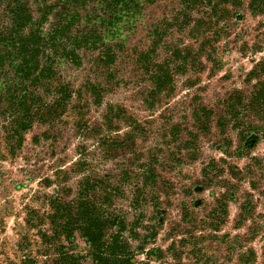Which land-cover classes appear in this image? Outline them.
Wrapping results in <instances>:
<instances>
[{
  "label": "rangeland",
  "instance_id": "374dc122",
  "mask_svg": "<svg viewBox=\"0 0 264 264\" xmlns=\"http://www.w3.org/2000/svg\"><path fill=\"white\" fill-rule=\"evenodd\" d=\"M38 1L51 7L45 28L72 15L71 31H94L114 60L105 63L101 46L77 50L79 64L60 59L56 70L70 99L54 120L34 122L14 153L0 120V264H18L19 246L33 255L41 249L49 196L70 201L84 177L103 175L123 183L114 210L128 222L141 212L136 231L150 234L135 264H264V111L242 117L253 143L241 141L230 123L222 132L216 123L230 92L248 96L264 82V7L252 9L249 0L226 5V15L201 33L190 30L193 20L184 23L179 0L141 2L135 13L101 0ZM191 15L205 17L195 9ZM155 38V50L142 57ZM175 48L186 58L170 64L171 90L150 95L148 65ZM200 105L214 111L207 130L192 114ZM125 168L130 180L122 177ZM146 168L154 169L155 184L136 203ZM139 240L129 238L133 249ZM64 244L91 264L79 233Z\"/></svg>",
  "mask_w": 264,
  "mask_h": 264
},
{
  "label": "trees",
  "instance_id": "16d2710c",
  "mask_svg": "<svg viewBox=\"0 0 264 264\" xmlns=\"http://www.w3.org/2000/svg\"><path fill=\"white\" fill-rule=\"evenodd\" d=\"M150 1L153 0H101L103 6L119 5L131 12H134L141 2ZM179 2L184 23L193 20L190 30H199L201 33L208 29L207 24L226 15L229 11L226 5L241 4V0ZM3 3L0 10V120L5 142L9 151L14 153L22 144L23 133L31 128L34 122L54 120L63 112L70 99L69 85L59 79L56 70L60 59L79 64L77 50L100 46L104 49L101 55L105 56V63L113 62L114 55L110 52L111 45L103 41L101 36H96L94 31H86V28L71 31V21L74 17L72 15L67 19L68 16L64 12L45 28L44 22L51 9L49 5H43L38 0H4ZM31 3L36 5L37 14L33 13ZM249 7L262 10L264 0H249ZM194 9L205 17L192 19L191 12ZM157 44L158 39L155 38L150 51L143 52L141 56L146 58L155 50ZM183 51L181 48H175L170 50L168 58L164 61L150 62L147 67L153 84L150 95L171 90L170 64H183L186 58ZM255 72L254 68L250 75ZM263 84L264 82L255 84L248 96L240 90L228 94L223 100V109L216 121L221 132L226 124L230 123L231 128L237 130L241 141L246 144L255 141L250 135L252 130L240 127L245 123L242 118L245 113L264 111ZM213 112L212 109L201 105L193 110L194 121L199 124L201 130H207ZM107 149L110 151L108 153L113 155L111 152L116 148L110 144ZM214 163L211 161L203 168V176L208 175L206 170ZM128 170L129 168H125L122 177L130 180ZM155 176L152 168H146L138 175V184L134 190L136 203H140L145 188L155 184ZM122 184H114L109 175L86 176L78 182V190L72 200L65 201L58 194L49 196L47 200L50 211L46 215L49 227L40 230L38 234L41 249L33 255L30 250L19 246L21 258L18 264H85L80 256L64 244L75 233H79L87 243L91 264H135V251L143 250L150 234L141 235L136 231L139 227L138 220L142 218L141 212L132 222H128L114 210V199L123 195ZM230 193L226 192V196ZM223 210L225 213V203ZM129 238L140 239L135 249L131 247ZM38 255L44 259L39 260Z\"/></svg>",
  "mask_w": 264,
  "mask_h": 264
}]
</instances>
